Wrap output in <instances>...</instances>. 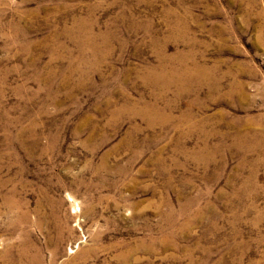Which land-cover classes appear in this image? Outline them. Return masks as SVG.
I'll return each instance as SVG.
<instances>
[{
  "label": "rangeland",
  "instance_id": "374dc122",
  "mask_svg": "<svg viewBox=\"0 0 264 264\" xmlns=\"http://www.w3.org/2000/svg\"><path fill=\"white\" fill-rule=\"evenodd\" d=\"M24 244L264 264V0H0V253Z\"/></svg>",
  "mask_w": 264,
  "mask_h": 264
},
{
  "label": "bare ground",
  "instance_id": "6f19581e",
  "mask_svg": "<svg viewBox=\"0 0 264 264\" xmlns=\"http://www.w3.org/2000/svg\"><path fill=\"white\" fill-rule=\"evenodd\" d=\"M16 206V205H15ZM15 208V207H14ZM9 209V208H8ZM10 214V213H9ZM22 219V218H21ZM28 219V218H27ZM5 249V248H4ZM8 249V248H7ZM35 250V248L31 247L30 244L29 245H26L24 244L22 247L19 248V257L21 258L20 259V264H27L28 263V260L30 258V254ZM34 253V252H33ZM2 254V258H4V263L5 264H9L10 262L7 261V258H6V255H7V252H3V253H0ZM31 260V259H30Z\"/></svg>",
  "mask_w": 264,
  "mask_h": 264
}]
</instances>
